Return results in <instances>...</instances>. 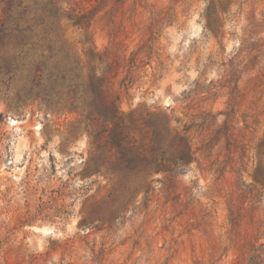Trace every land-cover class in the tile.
<instances>
[{
	"label": "rangeland",
	"instance_id": "obj_1",
	"mask_svg": "<svg viewBox=\"0 0 264 264\" xmlns=\"http://www.w3.org/2000/svg\"><path fill=\"white\" fill-rule=\"evenodd\" d=\"M70 1L91 25L60 16L56 46L81 76L108 47L127 129L149 119L189 159L132 175L102 120L0 81V264H264V0Z\"/></svg>",
	"mask_w": 264,
	"mask_h": 264
},
{
	"label": "trees",
	"instance_id": "obj_2",
	"mask_svg": "<svg viewBox=\"0 0 264 264\" xmlns=\"http://www.w3.org/2000/svg\"><path fill=\"white\" fill-rule=\"evenodd\" d=\"M125 1L114 0V3ZM71 3L70 0H0V81H15V76L25 72L26 91L39 105L51 111L59 107L75 109L91 121L102 120L101 131L106 133L109 151L120 160L121 169L132 175L152 168L169 173L182 169L189 159L185 145L171 142L166 147L164 136L149 119L143 122L142 139L135 138L127 129L124 115L118 109L120 94L108 92L107 74L117 65L116 60L110 63L106 60L108 47L96 56L89 52L90 68L81 76V63L75 53L70 48L56 46L60 16L70 20L73 26L90 28L89 11L75 13ZM37 36L38 42H33ZM83 94L88 102L78 104ZM162 130L167 134L165 127ZM262 150L254 178L264 181V142ZM256 249H264V242Z\"/></svg>",
	"mask_w": 264,
	"mask_h": 264
}]
</instances>
